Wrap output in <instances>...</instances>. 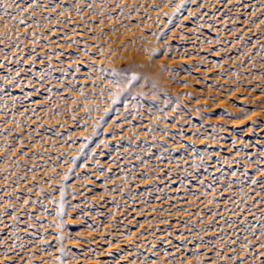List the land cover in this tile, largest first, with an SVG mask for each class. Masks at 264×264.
<instances>
[{"label": "rangeland", "instance_id": "rangeland-1", "mask_svg": "<svg viewBox=\"0 0 264 264\" xmlns=\"http://www.w3.org/2000/svg\"><path fill=\"white\" fill-rule=\"evenodd\" d=\"M181 1L0 0V264H264V0Z\"/></svg>", "mask_w": 264, "mask_h": 264}, {"label": "bare ground", "instance_id": "bare-ground-1", "mask_svg": "<svg viewBox=\"0 0 264 264\" xmlns=\"http://www.w3.org/2000/svg\"><path fill=\"white\" fill-rule=\"evenodd\" d=\"M186 0H183V1H181L177 6H176V8L173 10V11H171V14L172 15H175L174 13H176L177 11H180V8L182 7V5L184 4V2H185ZM0 14H2L3 15V13H0ZM223 24H225V23H223ZM214 30L216 29L217 30V28L216 27H212ZM3 67H6V65H4V66H1L0 68H3ZM119 100H120V98H119ZM83 146H84V144H83ZM214 194H213V189H210V190H206V191H203V194H202V196H201V199H200V203L202 204V207H206L207 205H208V203L212 200V198L214 197L213 196ZM228 196H229V198H226L224 201H225V204H226V207L225 208H227V207H229V206H232V207H234L235 205H238V202L240 201V202H242L243 203V200H241V199H238V194H233V193H228ZM198 202V201H197ZM196 202V203H197ZM242 210H244V208H241ZM239 214H237V215H235L234 217H233V220L236 222V220H239V219H246L247 220V223H248V228H250V227H253V228H255L261 221L264 223V209H263V211L260 213L259 212V210H256V209H253V208H251V209H246L245 210V212H244V215H242V216H238ZM193 217V216H195V217H197L198 215L195 213V212H193V209H191L190 211H189V217ZM222 216H220L219 218H217V219H220L221 221H225L224 220V218H221ZM220 220H219V222H220ZM159 228H163V230H162V233H161V236H159L158 238H161V240H163V242L165 243V245H167V246H169L168 248H170V250H166V251H164L163 252V254H162V256H163V260H169V259H171V257H172V255H174V254H176L175 252H174V250H175V246L174 245H172L173 243L169 240V237H168V229L166 228V226L163 224V223H161L159 226H158ZM248 231H251V230H248ZM125 242H127L129 239H128V233H123V232H121V233H119L118 234ZM147 238H145L144 240V242H142V243H140L141 244V246L139 247V248H136V251H138L139 249L141 250V249H143V248H155V245H154V238L152 237V236H146ZM262 252H264V250H262ZM111 261L110 260H108V261H106V263H110ZM148 263H151V264H157L156 262H154V259H149L148 261H147Z\"/></svg>", "mask_w": 264, "mask_h": 264}, {"label": "snow or ice", "instance_id": "snow-or-ice-1", "mask_svg": "<svg viewBox=\"0 0 264 264\" xmlns=\"http://www.w3.org/2000/svg\"><path fill=\"white\" fill-rule=\"evenodd\" d=\"M139 77L137 76V74L133 73L132 76H131V80H136L138 79Z\"/></svg>", "mask_w": 264, "mask_h": 264}]
</instances>
